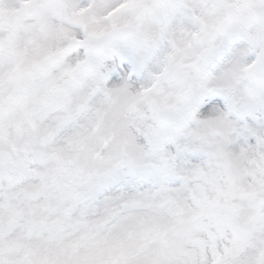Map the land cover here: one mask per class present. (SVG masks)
Returning <instances> with one entry per match:
<instances>
[{
  "label": "snow or ice",
  "instance_id": "obj_1",
  "mask_svg": "<svg viewBox=\"0 0 264 264\" xmlns=\"http://www.w3.org/2000/svg\"><path fill=\"white\" fill-rule=\"evenodd\" d=\"M0 264H264V0H0Z\"/></svg>",
  "mask_w": 264,
  "mask_h": 264
}]
</instances>
